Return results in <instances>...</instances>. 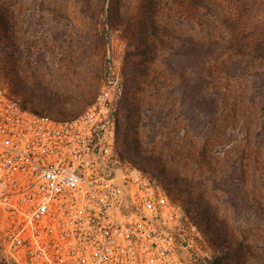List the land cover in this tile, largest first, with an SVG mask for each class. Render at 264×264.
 Masks as SVG:
<instances>
[{
  "label": "rangeland",
  "instance_id": "374dc122",
  "mask_svg": "<svg viewBox=\"0 0 264 264\" xmlns=\"http://www.w3.org/2000/svg\"><path fill=\"white\" fill-rule=\"evenodd\" d=\"M226 35L190 0H0V80L58 119L109 87L115 151L184 206L197 264H264V57L189 46Z\"/></svg>",
  "mask_w": 264,
  "mask_h": 264
},
{
  "label": "built area",
  "instance_id": "2783aa9c",
  "mask_svg": "<svg viewBox=\"0 0 264 264\" xmlns=\"http://www.w3.org/2000/svg\"><path fill=\"white\" fill-rule=\"evenodd\" d=\"M104 87L58 119L0 80V222L10 264H197L201 234L182 204L116 147Z\"/></svg>",
  "mask_w": 264,
  "mask_h": 264
},
{
  "label": "trees",
  "instance_id": "16d2710c",
  "mask_svg": "<svg viewBox=\"0 0 264 264\" xmlns=\"http://www.w3.org/2000/svg\"><path fill=\"white\" fill-rule=\"evenodd\" d=\"M190 1L192 4L205 3L214 6L218 10L221 24L227 31L221 44L218 41L205 43L188 41L190 48L204 50L225 46V50L249 54L252 57H264V0ZM230 255L231 253L227 250H222V253L215 257L212 264H221Z\"/></svg>",
  "mask_w": 264,
  "mask_h": 264
}]
</instances>
